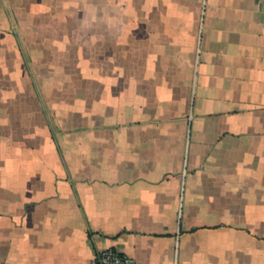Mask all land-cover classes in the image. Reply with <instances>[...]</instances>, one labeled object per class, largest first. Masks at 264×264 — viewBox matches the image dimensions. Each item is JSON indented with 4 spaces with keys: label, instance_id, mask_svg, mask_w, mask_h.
<instances>
[{
    "label": "crops",
    "instance_id": "obj_1",
    "mask_svg": "<svg viewBox=\"0 0 264 264\" xmlns=\"http://www.w3.org/2000/svg\"><path fill=\"white\" fill-rule=\"evenodd\" d=\"M264 264V0H0V264Z\"/></svg>",
    "mask_w": 264,
    "mask_h": 264
},
{
    "label": "built area",
    "instance_id": "obj_2",
    "mask_svg": "<svg viewBox=\"0 0 264 264\" xmlns=\"http://www.w3.org/2000/svg\"><path fill=\"white\" fill-rule=\"evenodd\" d=\"M93 264H136V262L133 256L125 251L109 246L95 252Z\"/></svg>",
    "mask_w": 264,
    "mask_h": 264
}]
</instances>
